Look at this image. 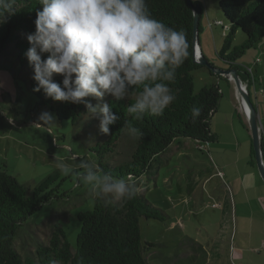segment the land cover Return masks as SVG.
I'll return each mask as SVG.
<instances>
[{
    "label": "rangeland",
    "instance_id": "374dc122",
    "mask_svg": "<svg viewBox=\"0 0 264 264\" xmlns=\"http://www.w3.org/2000/svg\"><path fill=\"white\" fill-rule=\"evenodd\" d=\"M193 1L203 7L199 35L202 55L207 58V54L217 68L227 70L228 63L217 54L227 30L219 23L226 24L227 20L218 0ZM244 41L245 34L239 30L232 43L237 46ZM6 61L0 57L2 67ZM236 62L253 70L252 81L247 82L248 91L264 134V38ZM9 63H15L13 55ZM3 68L0 67V169L30 188L47 175L58 174L52 184L57 190L56 196L19 227L15 248L24 258L36 257L38 244L49 242L52 226L58 223L76 249L81 231L78 214L92 210L97 200L91 185L79 179L83 170L76 165L80 160H87L97 165L99 174L103 175L101 166L107 162L125 163L132 147L124 141L126 138L121 141L125 133L116 143L114 153L115 147L101 148L110 134L99 132L97 118L87 114L75 122L59 119L48 105H38V98L23 79ZM193 76L195 92L213 83L221 88L223 95L211 120V128L219 140L198 143L182 138L153 162V171L158 169L154 175L146 174L135 181L138 189L167 214L166 220L140 218L143 244H156L147 250L148 261L150 264H205L202 244L210 255L212 244L207 241L215 242L217 236L228 235L229 240L225 239L224 247L216 252L222 264H240L244 259L248 263L254 257L259 261L255 264H264V180L242 98L231 74H211L207 67H202ZM44 111L52 113L56 123L37 126L38 117ZM57 161L73 167L72 174H62ZM249 244L254 248L246 250L240 260L235 247L249 249Z\"/></svg>",
    "mask_w": 264,
    "mask_h": 264
},
{
    "label": "trees",
    "instance_id": "16d2710c",
    "mask_svg": "<svg viewBox=\"0 0 264 264\" xmlns=\"http://www.w3.org/2000/svg\"><path fill=\"white\" fill-rule=\"evenodd\" d=\"M38 3L39 0H16L8 22L0 24V57L7 60L3 67L12 70L16 78L26 82L29 90L38 98V105H48L59 119H71L75 122L80 116L85 117L88 114L83 104L53 101L46 98L42 91H34L33 69L25 53L30 47L26 37L35 32L36 10L42 8ZM147 4L155 19L177 30L185 31L189 56L177 69L175 82L169 85L177 99L162 116L145 114L142 119L135 120L127 113V107L135 102L134 95L118 102L111 96L104 97L103 102L113 104V111L121 116V120L110 126L109 139L100 147L103 149L115 147L112 152L114 153L116 143L126 133L121 141L126 138L124 141L131 145L132 152L131 159L129 157L123 164L107 162L101 167L104 173L114 178L127 179L131 176L133 182L143 175H154L158 169L153 171V162L174 142H180L182 138H190L198 143L218 141L217 134L211 128V120L223 95L218 83L207 85L199 92L194 91L193 72L207 67L211 74H216L214 72L216 66L207 58V64L195 61V18L188 0H147ZM199 4L200 32L203 7L201 3ZM218 4L227 20L226 24H222L223 29L227 30L222 48L217 54L228 63L229 68L238 70L244 82L251 83L250 73L253 70L249 72L248 68L236 61L264 38V0H218ZM239 30L245 34V41L241 45L233 46V38ZM10 55L15 59L13 65L9 63ZM47 55L43 54L42 58H47ZM0 67L3 68L1 65ZM54 80L59 83L62 77L56 75ZM88 99L93 104L97 103L94 98ZM193 106L202 109L200 117L195 122L191 119L190 112ZM125 120L141 130L143 133L141 139L131 138L126 130L122 129ZM262 146L264 152L263 134ZM57 178V173H51L30 188L20 183L6 170L0 169V264H49L50 260H59L61 264H77V260L81 258L83 264H150L146 253L156 244H143L140 218L166 220L167 214L138 189L136 182L138 191L134 199L104 207L103 201L97 198L92 210L78 214L81 231L77 237L76 249L68 242L63 228L54 223L49 242L38 244L34 254L36 257L24 258L14 245L17 231L30 216L56 196L57 190L52 184Z\"/></svg>",
    "mask_w": 264,
    "mask_h": 264
},
{
    "label": "clouds",
    "instance_id": "9594fccd",
    "mask_svg": "<svg viewBox=\"0 0 264 264\" xmlns=\"http://www.w3.org/2000/svg\"><path fill=\"white\" fill-rule=\"evenodd\" d=\"M15 3L0 0V24L8 22ZM38 4L42 8L36 10L35 32L26 37L30 47L25 53L33 69L34 91H42L53 101L83 104L99 120L103 135H109L110 126L121 120L113 104L103 102L106 95L117 102L134 95L127 113L135 120L145 114L162 116L177 99L169 85L189 56L187 35L155 19L147 0H39ZM45 53L47 58H42ZM56 75L62 77L61 82L54 80ZM201 111L198 106L190 109L193 122ZM38 120L39 127L56 123L48 111ZM122 129L133 139L143 137L128 120ZM76 167L83 170L79 179L91 185L104 207L137 195L131 176L100 175L98 166L87 160H80ZM57 168L66 176L74 170L63 161H57ZM49 264L61 262L50 260ZM77 264H83V259Z\"/></svg>",
    "mask_w": 264,
    "mask_h": 264
},
{
    "label": "water",
    "instance_id": "95a60500",
    "mask_svg": "<svg viewBox=\"0 0 264 264\" xmlns=\"http://www.w3.org/2000/svg\"><path fill=\"white\" fill-rule=\"evenodd\" d=\"M189 5L192 7L194 12V49H195V61L202 64H207L208 61L202 55V49L200 44V32H199V21H200V12L201 5L199 3H194L193 0H188ZM197 49H199L200 55L197 59ZM215 73L231 74L234 80V83L237 87L238 93L240 94L243 102L249 107L248 120L250 124V130L253 138V146L255 151L256 160L260 170L262 179L264 180V152L262 146V133H261V124L258 111L253 104L251 97L249 95V86L244 84L243 80L240 78L239 72L236 68H228L227 70H222L219 68H214Z\"/></svg>",
    "mask_w": 264,
    "mask_h": 264
},
{
    "label": "crops",
    "instance_id": "0c3cea01",
    "mask_svg": "<svg viewBox=\"0 0 264 264\" xmlns=\"http://www.w3.org/2000/svg\"><path fill=\"white\" fill-rule=\"evenodd\" d=\"M214 36V35H213ZM215 38V37H214ZM216 39V38H215ZM205 56H207V58H208V55L207 54H205ZM209 59V58H208ZM262 134H263V132H262ZM264 135V134H263ZM218 140H219V138H218ZM232 163H235V162H232ZM231 163V164H232ZM244 184H245V182H244ZM246 185V184H245ZM237 195H240V192H238L237 193ZM228 222H230V221H228ZM227 222V223H228ZM227 228H229V229H232V226L230 227V225H229V227H228V224H227ZM233 230V229H232ZM230 231V230H229ZM228 238V240H229V236L228 235H225V236H223V237H219V236H217L216 238H215V242H208L207 241V244H212V247H211V249H212V252H211V254L210 255H208L207 254V250H206V246H205V244H202V246H203V249L205 250L204 252H205V254H206V261H205V264H222V262H223V260H221L220 259V257H219V255H217V253L216 252H218L220 249H222V247H224V243H225V239H227ZM251 248H254V247H252L250 244H249V249H244V248H242L241 246H237V247H235V250H237L238 251V256L239 257H241L240 258V260H242V258L245 256V252H246V250H251L252 251V249ZM229 256H230V251H229ZM247 261H248V259L246 260V259H244V260H242L241 262H240V264H255V263H259V261L254 257V259L253 260H249V262L247 263Z\"/></svg>",
    "mask_w": 264,
    "mask_h": 264
},
{
    "label": "bare ground",
    "instance_id": "6f19581e",
    "mask_svg": "<svg viewBox=\"0 0 264 264\" xmlns=\"http://www.w3.org/2000/svg\"><path fill=\"white\" fill-rule=\"evenodd\" d=\"M197 55H200L199 49H197ZM241 103H242L243 110L245 111L246 115H248L249 114V107L244 102H241Z\"/></svg>",
    "mask_w": 264,
    "mask_h": 264
},
{
    "label": "built area",
    "instance_id": "2783aa9c",
    "mask_svg": "<svg viewBox=\"0 0 264 264\" xmlns=\"http://www.w3.org/2000/svg\"><path fill=\"white\" fill-rule=\"evenodd\" d=\"M219 23H221L220 21H219ZM250 71H251V69H249Z\"/></svg>",
    "mask_w": 264,
    "mask_h": 264
}]
</instances>
